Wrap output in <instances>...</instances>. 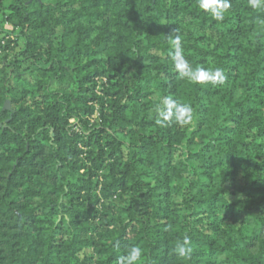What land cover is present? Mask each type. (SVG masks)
I'll return each instance as SVG.
<instances>
[{"label": "trees", "instance_id": "trees-1", "mask_svg": "<svg viewBox=\"0 0 264 264\" xmlns=\"http://www.w3.org/2000/svg\"><path fill=\"white\" fill-rule=\"evenodd\" d=\"M229 3L0 0V264H264V9Z\"/></svg>", "mask_w": 264, "mask_h": 264}, {"label": "clouds", "instance_id": "clouds-1", "mask_svg": "<svg viewBox=\"0 0 264 264\" xmlns=\"http://www.w3.org/2000/svg\"><path fill=\"white\" fill-rule=\"evenodd\" d=\"M248 5L253 9H264V0H247ZM199 9L209 13L215 20L222 21L225 13L230 8L229 0H197ZM264 23V21H262ZM177 47L172 55L174 66L182 78H187L198 84H223L226 80L223 69L216 68L208 70L200 67H193L182 49L178 46L179 37H176ZM157 123L167 125L170 123L186 124L192 119V108L188 104H181L171 97L165 98L157 108ZM193 249L191 240L185 236L174 248V253L181 258H190ZM143 249L139 246H131L126 250L125 255L119 258L118 264H139L143 257Z\"/></svg>", "mask_w": 264, "mask_h": 264}, {"label": "rangeland", "instance_id": "rangeland-1", "mask_svg": "<svg viewBox=\"0 0 264 264\" xmlns=\"http://www.w3.org/2000/svg\"><path fill=\"white\" fill-rule=\"evenodd\" d=\"M8 30H11V28H10V26L8 25L7 27H6ZM12 109V106H11V104H10V106H9V108H8V110L10 111ZM239 184H241L240 182H239ZM229 198L230 199H233L232 197H230L229 196Z\"/></svg>", "mask_w": 264, "mask_h": 264}, {"label": "water", "instance_id": "water-1", "mask_svg": "<svg viewBox=\"0 0 264 264\" xmlns=\"http://www.w3.org/2000/svg\"><path fill=\"white\" fill-rule=\"evenodd\" d=\"M9 106H10V102H6L4 110H8Z\"/></svg>", "mask_w": 264, "mask_h": 264}, {"label": "built area", "instance_id": "built-area-1", "mask_svg": "<svg viewBox=\"0 0 264 264\" xmlns=\"http://www.w3.org/2000/svg\"><path fill=\"white\" fill-rule=\"evenodd\" d=\"M96 119V118H95Z\"/></svg>", "mask_w": 264, "mask_h": 264}]
</instances>
